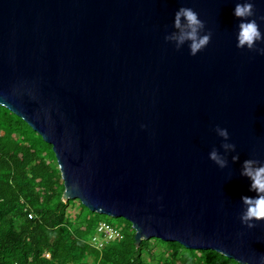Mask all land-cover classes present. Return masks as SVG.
Instances as JSON below:
<instances>
[{
    "label": "water",
    "instance_id": "1",
    "mask_svg": "<svg viewBox=\"0 0 264 264\" xmlns=\"http://www.w3.org/2000/svg\"><path fill=\"white\" fill-rule=\"evenodd\" d=\"M242 2L0 0V105L52 145L64 201L130 221L136 247L264 257V221L240 219L258 195L243 162L264 164V55L237 47ZM181 6L212 33L196 56L165 40ZM217 125L236 145L224 169L209 158L224 151Z\"/></svg>",
    "mask_w": 264,
    "mask_h": 264
},
{
    "label": "trees",
    "instance_id": "2",
    "mask_svg": "<svg viewBox=\"0 0 264 264\" xmlns=\"http://www.w3.org/2000/svg\"><path fill=\"white\" fill-rule=\"evenodd\" d=\"M64 181L51 144L0 105V264H240L214 250L143 239L136 247L130 221L123 239L91 244L102 220L79 199L63 200ZM163 248L152 261L153 245ZM153 252V253H152Z\"/></svg>",
    "mask_w": 264,
    "mask_h": 264
},
{
    "label": "clouds",
    "instance_id": "3",
    "mask_svg": "<svg viewBox=\"0 0 264 264\" xmlns=\"http://www.w3.org/2000/svg\"><path fill=\"white\" fill-rule=\"evenodd\" d=\"M234 16L241 22L239 24L238 43L240 49L247 48L264 55V32L255 16V5L251 0H244L236 3L233 10ZM212 33L207 31L205 22L200 18L199 13L191 7L181 6L174 15L173 31L165 36V40L175 45L177 50L188 46L192 56L198 55L211 41ZM216 134L222 138L221 148L213 147L209 152V158L221 169L228 167V155L236 152V145L230 141V133L227 128L216 126ZM232 161L239 160V154L231 156ZM241 174L251 179V190L258 195L256 197L243 196L242 204L244 210L241 214V222L248 228H254L256 222L264 221V164L254 159H247L243 162ZM255 264H264V257H260Z\"/></svg>",
    "mask_w": 264,
    "mask_h": 264
},
{
    "label": "built area",
    "instance_id": "4",
    "mask_svg": "<svg viewBox=\"0 0 264 264\" xmlns=\"http://www.w3.org/2000/svg\"><path fill=\"white\" fill-rule=\"evenodd\" d=\"M123 237L124 234L115 225L108 221H100L96 233L91 238V244L97 249H102L108 242Z\"/></svg>",
    "mask_w": 264,
    "mask_h": 264
},
{
    "label": "rangeland",
    "instance_id": "5",
    "mask_svg": "<svg viewBox=\"0 0 264 264\" xmlns=\"http://www.w3.org/2000/svg\"><path fill=\"white\" fill-rule=\"evenodd\" d=\"M102 220L104 221H108L110 223H112L113 225L115 226H119L121 227V225L125 224L124 221L122 219H118V218H115V217H111V216H102ZM153 251H154V256H153V260L154 262L158 261V258H160L162 256V252H163V248L161 247V245H157V244H154L153 245Z\"/></svg>",
    "mask_w": 264,
    "mask_h": 264
}]
</instances>
